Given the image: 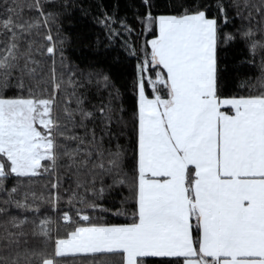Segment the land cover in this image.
<instances>
[{"label":"snow or ice","instance_id":"snow-or-ice-1","mask_svg":"<svg viewBox=\"0 0 264 264\" xmlns=\"http://www.w3.org/2000/svg\"><path fill=\"white\" fill-rule=\"evenodd\" d=\"M126 7L0 0V264H264V0ZM75 11L130 85L69 60Z\"/></svg>","mask_w":264,"mask_h":264},{"label":"trees","instance_id":"trees-1","mask_svg":"<svg viewBox=\"0 0 264 264\" xmlns=\"http://www.w3.org/2000/svg\"><path fill=\"white\" fill-rule=\"evenodd\" d=\"M111 4L112 0H106ZM121 13L127 11L129 18H131V9L126 7V0H120ZM139 27V25H137ZM99 31L90 20L82 17L79 11L73 12L63 21L62 34H66L68 40L65 44V49L69 60L84 67L85 65H99L111 71L113 79L119 85H130L133 66L132 62L127 59L119 61L114 60L115 50L105 49L103 47H96L93 42L94 35ZM56 28L53 27V34L55 35ZM246 50L242 45L229 46L222 52V60L227 65L226 72L228 74L229 84L237 78L238 75L247 73L249 76L260 75L259 70L243 62ZM57 67L59 68V58L57 57ZM129 103L131 102V94L127 97ZM47 183V178L40 179L32 186L39 192L43 190L44 184ZM120 196L114 190L111 195L107 197L109 206L117 205ZM51 214V213H49ZM109 219L113 222H126L123 216H116L112 214ZM33 242L39 244L40 238H33ZM67 264H87V261L79 258L67 257Z\"/></svg>","mask_w":264,"mask_h":264},{"label":"crops","instance_id":"crops-1","mask_svg":"<svg viewBox=\"0 0 264 264\" xmlns=\"http://www.w3.org/2000/svg\"><path fill=\"white\" fill-rule=\"evenodd\" d=\"M69 256H71V255H69Z\"/></svg>","mask_w":264,"mask_h":264}]
</instances>
